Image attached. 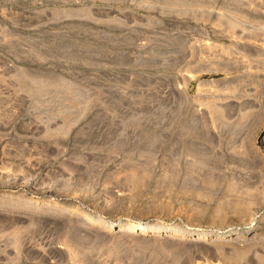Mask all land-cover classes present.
Wrapping results in <instances>:
<instances>
[{
	"label": "rangeland",
	"instance_id": "374dc122",
	"mask_svg": "<svg viewBox=\"0 0 264 264\" xmlns=\"http://www.w3.org/2000/svg\"><path fill=\"white\" fill-rule=\"evenodd\" d=\"M0 264H264V0H0Z\"/></svg>",
	"mask_w": 264,
	"mask_h": 264
},
{
	"label": "bare ground",
	"instance_id": "6f19581e",
	"mask_svg": "<svg viewBox=\"0 0 264 264\" xmlns=\"http://www.w3.org/2000/svg\"><path fill=\"white\" fill-rule=\"evenodd\" d=\"M48 208V207H47ZM50 210H53V211H55L56 213L58 212V213H62V214H64V215H67V216H71V217H73V219L75 220V221H77V222H79V223H84V224H88V225H90V224H92V221H90V220H88L87 218H86V216H84V215H82V214H73V213H71L70 211H67V210H64L63 208H60V207H57V206H53V207H51L50 206ZM52 211V212H53ZM91 217V216H90ZM92 218V217H91ZM93 218H95V217H93ZM92 218V219H93ZM91 219V220H92ZM102 221V220H101ZM104 221V220H103ZM102 221V223L103 224H105L106 222L104 221L103 222ZM96 224V223H95ZM122 225V226H120V227H118L117 228V232H119V233H121V232H132V231H134V229H135V231L134 232H136L137 234H141V235H147V236H151V235H153V234H155V233H157V230L159 229V227H156V226H151V227H148L147 229L145 228V226H143V225H140V224H127L128 225V227H123V222L122 223H120V222H111V224H109V226H116V225ZM87 225V226H88ZM101 226H102V224H101ZM103 227V226H102ZM100 228V227H99ZM142 229V230H141ZM143 229H145V230H143ZM164 230V232H162V233H157L160 237H162V238H164L166 241H170V240H172V239H176V238H181V239H186V238H190L189 236H187V235H184L185 233H187L188 231L186 230V231H184V230H180V229H172V228H163ZM115 230H116V228H115ZM162 230V229H161ZM159 231V230H158ZM224 231H227V230H224ZM166 232H168V233H166ZM195 232V231H194ZM235 232H237V233H242V235H245V234H250L252 231H251V229H249V230H245V229H239V230H235ZM133 233V232H132ZM189 233V232H188ZM220 233H223V231L222 232H220ZM228 233V232H227ZM180 234H183V235H180ZM199 234H201V236L200 237H198V238H193V239H195V240H198V242L200 241H204L205 242V240L207 239V236H208V234H209V232H208V230H202V231H200L199 232ZM226 235V234H225ZM229 237H232L231 235L229 236ZM234 237V236H233ZM245 238V237H244ZM223 239V238H222ZM242 239V238H241ZM222 241V240H221ZM213 242H215V241H213ZM212 243V242H211ZM220 243V242H219Z\"/></svg>",
	"mask_w": 264,
	"mask_h": 264
}]
</instances>
